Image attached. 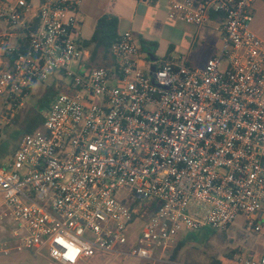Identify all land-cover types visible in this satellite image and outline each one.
<instances>
[{
	"label": "built area",
	"instance_id": "1",
	"mask_svg": "<svg viewBox=\"0 0 264 264\" xmlns=\"http://www.w3.org/2000/svg\"><path fill=\"white\" fill-rule=\"evenodd\" d=\"M254 1L166 0L170 20L203 27L217 15L223 45L201 69L183 56L143 60L127 31L110 47L113 65L74 73L77 1L0 0V23L27 42L10 62L17 47L0 36V135L32 85L55 73L70 80L0 166V255L43 249L54 264H84L103 252L174 264L159 254L182 232L226 231L241 217L262 234L264 40L249 30ZM142 201L155 204L144 222L135 217ZM137 221L134 246L119 251ZM226 264H264V254Z\"/></svg>",
	"mask_w": 264,
	"mask_h": 264
},
{
	"label": "crops",
	"instance_id": "2",
	"mask_svg": "<svg viewBox=\"0 0 264 264\" xmlns=\"http://www.w3.org/2000/svg\"><path fill=\"white\" fill-rule=\"evenodd\" d=\"M77 6L73 14L79 25V58L78 71L105 66L107 63L97 55H93V46L85 47L94 34L98 21L109 17L116 21V35L130 32L136 42L143 60L186 58L187 63L194 68L204 67L208 58L221 49L222 35L213 36L210 27L219 26L217 15L211 14L207 24L212 26L195 27L168 18L169 7L166 0H75ZM253 19L249 30L259 39L264 40V0H255L252 6ZM1 24V23H0ZM2 26V25H1ZM20 33L7 34L9 45H17L21 40ZM213 47L206 52L204 44ZM137 43V42H136ZM138 44V43H137ZM144 66V65H143ZM147 68L144 66V69ZM179 240V237L176 241ZM180 253L171 261L174 264H190L178 260ZM93 259V258H92ZM92 259H89L90 261ZM87 260V261H89ZM86 263V262H85ZM54 264V263H53ZM217 264H226L220 260Z\"/></svg>",
	"mask_w": 264,
	"mask_h": 264
},
{
	"label": "rangeland",
	"instance_id": "3",
	"mask_svg": "<svg viewBox=\"0 0 264 264\" xmlns=\"http://www.w3.org/2000/svg\"><path fill=\"white\" fill-rule=\"evenodd\" d=\"M0 24V36L9 33H20L18 30H9L5 25ZM211 24H207L209 28ZM213 36H217L219 33L215 26L209 28ZM22 38V37H21ZM137 46L139 42L136 40ZM198 43L204 44L206 52L212 51L213 47L208 43L198 39ZM105 61L104 59H102ZM106 62V61H105ZM78 61L72 62L70 70L74 73L78 72ZM225 64L222 63V68ZM147 71V68L144 69ZM70 80L65 77H61L58 73L49 77L44 82H36L32 85L30 93L27 97L25 107L20 113V120L23 118L26 111L37 106L40 101L47 102L48 108H50L54 98L61 92L63 86L68 85ZM47 110V109H45ZM43 110V113L45 112ZM21 134L19 132V125L14 124L11 126H2L0 135V166H4L6 162H9L12 158L13 151L18 148ZM126 192L121 190L116 196L118 199H122L126 196ZM142 208L147 207L149 201H142L139 203ZM140 222H134L129 228L128 232V247L119 249V251L130 250L135 241L139 237ZM178 242H184V246L178 252V260L189 262L190 264H217L220 260L226 261L231 258L232 255L243 252L249 255H263L264 254V230L262 234H255L247 230L243 226L241 217H238L226 231H211L209 229H202L199 231L182 232L179 235ZM176 241L175 245L178 243ZM9 247H11L9 245ZM175 248V247H174ZM168 249L164 253H160L159 256L169 258L173 255V250ZM177 254V255H178ZM176 255V256H177ZM164 258V259H165ZM171 261V259H168ZM0 264H53L47 257L43 249L40 250H11L8 256L0 255ZM84 264H149L146 261L140 260L133 256H126L122 254H106L103 252H96L95 257L90 261H86ZM165 264V263H154Z\"/></svg>",
	"mask_w": 264,
	"mask_h": 264
},
{
	"label": "trees",
	"instance_id": "4",
	"mask_svg": "<svg viewBox=\"0 0 264 264\" xmlns=\"http://www.w3.org/2000/svg\"><path fill=\"white\" fill-rule=\"evenodd\" d=\"M36 24L37 22L36 20H34L33 27H36ZM116 38H117L116 21L109 17H103L98 21L93 36L88 42L85 43L84 46L85 47L93 46V55L95 57L99 55L102 59L106 61L107 65L105 66H109V65H113V60L110 56V47ZM26 46H27V42H26V38L24 37L16 45L17 47L16 52L9 56L10 62L14 61L17 58L18 54H23L24 51L26 50ZM105 66H100V67H105ZM61 91L64 92L66 91V89L62 87ZM49 102L50 101L44 102L43 100L37 103V106H33L29 108L21 120L19 117L20 113L14 117L13 123L19 125V132L21 134V137L26 135H32L42 126L44 121L42 112L43 110L48 109ZM15 151L16 150H14L13 153ZM136 206L137 205H133V207ZM154 208H155V204L153 202H149L147 207H143L137 210L135 217H137L140 222H144L147 220L150 213L153 212ZM183 246H184V242H178L177 245H175V248L173 250V255L169 257L171 261L175 260L176 255Z\"/></svg>",
	"mask_w": 264,
	"mask_h": 264
},
{
	"label": "water",
	"instance_id": "5",
	"mask_svg": "<svg viewBox=\"0 0 264 264\" xmlns=\"http://www.w3.org/2000/svg\"><path fill=\"white\" fill-rule=\"evenodd\" d=\"M154 69H153V67L151 68V71H153Z\"/></svg>",
	"mask_w": 264,
	"mask_h": 264
}]
</instances>
